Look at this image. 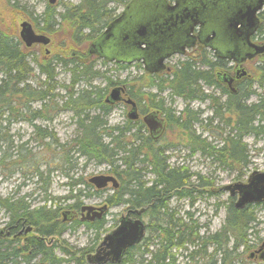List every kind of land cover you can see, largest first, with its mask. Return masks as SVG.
Segmentation results:
<instances>
[{
    "label": "trees",
    "instance_id": "1",
    "mask_svg": "<svg viewBox=\"0 0 264 264\" xmlns=\"http://www.w3.org/2000/svg\"><path fill=\"white\" fill-rule=\"evenodd\" d=\"M129 1L78 0L77 4L63 6L61 11H56L55 6L48 1L44 10L34 15L25 12L18 0H3L7 9L25 16L35 32L51 38L56 32L61 36L54 44L51 41L50 46L54 48L50 55L39 57L35 55L33 46L25 47L18 35L0 27V171L3 172L6 167L16 166L30 170L31 175L36 177L34 184L39 183L40 189L46 191L48 182H45L43 171L40 170L44 166L48 174L50 162L47 159L38 160V153L31 152V149L25 147L27 143L13 145L11 135L7 132L9 123L18 120L31 123L35 119L50 123L56 112L69 111L78 131V135L73 137L70 143H58L53 133H48L38 126H34L33 140L46 148L45 150L50 145L54 146L55 169L61 170L64 164L71 166L74 155L84 158V161L108 165L119 185L105 197L107 206L122 204L127 207V211L143 207L145 211L141 216H147L150 222V225H145L152 240L144 234L140 243L125 250L119 263L111 264H174L175 259L171 252L175 246H185L186 251L189 246L197 247V241L202 244L203 242L196 232L198 226L193 228L192 225L184 224L176 216L175 210L169 207V201L173 197L187 198L192 205L194 193L213 195L215 191L212 189L213 184L198 173L170 165L168 148L160 144L164 138L159 141L151 139L140 120L131 121L126 118L121 125H107L104 117L115 107L105 102L109 89L126 81L139 85L128 87V97L138 106L143 97L148 96L150 106L155 103L152 105L154 108H151L159 110L168 119L166 130L173 128L178 131L179 136L189 140L186 147L189 148L190 155L199 152L205 157L212 158L213 163H217L218 166L239 168L240 174H243V169L247 168L249 163L247 148L242 140L246 136L255 139L264 136V93L258 94L255 102L249 101L255 94V91H252L253 82L250 80H244L239 85L237 93L231 94L226 91L214 80L213 70L220 68L222 64L213 60L210 51L203 49L191 50L164 76L135 74L124 79H120L119 76L107 77L106 71H100L95 66L97 62L105 64V60L77 56V52L80 53L85 47L87 49L90 42L101 35L111 20L119 16L121 8ZM118 7L119 12L116 11ZM262 22L258 35H262L261 40H264V20ZM30 62L36 64L38 74L43 79L38 80L36 86L29 84L28 79L33 72L29 66ZM259 62L255 67L256 79L258 87L264 91V57ZM111 65L119 71L129 68L127 65L115 63ZM59 67L68 74V84L57 85L55 77L56 69ZM95 79L104 81L103 86L93 84L92 81ZM211 86L219 88L224 94L222 102L216 99L213 101L205 92V87ZM58 87L63 89V95L56 93ZM165 92H168L167 98L181 99L185 105L177 112L174 123L170 115H174L175 110L170 108L168 110L164 106L166 99L162 94ZM192 101L200 103L210 101L216 116L223 114L229 116L225 124L229 131L220 145L212 146L204 137L202 139L196 134L194 125L201 122V115L199 111L190 108ZM36 102L41 104L39 110L34 111L36 114H31L29 118H24V113H28L29 110L28 105ZM139 109L141 113L145 112L143 107ZM45 140L47 142H43ZM143 171L152 175L151 183L144 181ZM80 184H83L81 180H75L70 186L74 188ZM78 192L79 195L81 189H78ZM78 195L75 199L79 198ZM25 197L16 200L0 197V208L7 212L9 219L32 226L42 237L60 236L66 230V225L60 222L62 216L59 215V208L46 207L45 203L31 208L23 199ZM47 200L45 197L44 202ZM235 201V197L227 198L222 226L217 232L205 238L204 250H193L186 255V259L188 257L194 260L205 253V248L211 245L213 250L208 254L210 259L208 264H233L242 255L238 250L241 248L245 251L250 246L248 237L252 223L255 222L252 210L254 205L236 208ZM79 206L80 203L76 201L70 209L78 210ZM186 214L187 222L194 224L189 213ZM83 225L94 233V244L96 246L100 244L101 235L107 231L104 229V221L98 220L96 223L88 222ZM63 243L65 244V241ZM56 246L67 258L56 255L53 246L36 238H27L24 243L13 247L0 240V264H17L18 260L29 263L35 257L38 258V264H88L84 256L91 251L90 247L73 251L59 243ZM151 246L154 249L150 250ZM27 251H30L31 255H28Z\"/></svg>",
    "mask_w": 264,
    "mask_h": 264
},
{
    "label": "rangeland",
    "instance_id": "2",
    "mask_svg": "<svg viewBox=\"0 0 264 264\" xmlns=\"http://www.w3.org/2000/svg\"><path fill=\"white\" fill-rule=\"evenodd\" d=\"M49 0H18L20 6L23 7L24 11L30 14H40L44 8L46 3ZM173 0H169L172 2ZM78 0H53V4L56 8V11H61L63 6H67L70 4H77ZM119 12L120 7L116 8ZM28 19L24 16L18 15L16 11L9 10L4 5L3 0H0V27L1 29L7 30L8 32H13L15 35H18L19 32V24ZM29 22V21H28ZM37 31V30H36ZM63 31V29H62ZM65 32V30L63 31ZM53 38H50V42L43 46L41 44L32 45L35 55L41 57H47L52 53L54 47L50 46L51 43L56 41L59 35L58 32L53 34ZM52 41V42H51ZM86 47L80 53L84 56L86 55ZM74 53V52H73ZM77 56L79 52L76 53ZM73 56V54H72ZM181 57L179 55L172 57L168 62V65L171 67L177 63V60H180ZM260 62L255 60L253 64L246 63L244 65L245 70H247L246 76L248 80L252 81V91H255L249 101L255 102L258 99V94L264 93L263 90L258 89L256 87L257 84V69L255 68ZM30 68L33 69L31 77L28 79L29 84L31 86H36L38 80L42 81V77L38 74V68H36V64L30 62ZM95 66L100 69V71H106L105 75L107 77H116L119 76L120 79H124V77H133L135 74H139L138 70L130 67L124 71H119L115 68L111 63H95ZM1 77V75H0ZM56 82L57 85L68 84L69 78L68 74L61 67L56 69ZM131 80V79H128ZM255 80V81H254ZM103 82L101 79H95L92 81L93 84L103 86ZM115 86H122L125 90H128V87H139V85L132 82H124V84H115ZM111 87L109 91L114 88ZM56 93L59 95H63L64 91L61 87L57 88ZM108 91V92H109ZM153 92V90L151 91ZM205 92L213 98L214 101L219 100L222 102L224 99V95L219 92L217 87H205ZM168 92L163 93V97L166 99L164 101V106L166 109L175 110V114H171V121L173 122L175 116H177V112H179L185 106L181 99L177 98H167ZM143 101L136 107H143L146 111L153 110L155 103L150 106V98L148 96L143 97ZM60 100V99H58ZM40 103H32L28 105L29 110L28 113H24V118H29L31 114H36V110H39ZM210 101H193L190 103V108L194 111L200 112V123L195 124V132L202 139L203 137L206 139L208 143L212 146L220 145L222 139L226 136L229 131V127L226 124V121L229 119L227 114H223V116H216L213 113V107L211 108ZM214 105V104H213ZM129 109V106L125 104H116L113 107V110L104 117L107 120V125L116 126L121 125L126 120V113ZM50 114V113H49ZM174 123V122H173ZM8 134L11 135L12 144L15 146H19V144L27 143L25 145L26 148L31 149V152H37L38 160L42 159L50 162L51 168L50 172L47 174L46 168L44 166L41 167L42 176L45 182H48V188L46 191L40 189V184H34L36 181V177L31 175L30 170L21 169L18 166L14 167H6L3 172L0 171V197L3 199H21L26 195H29L28 198H23L25 202L29 203L31 208L37 207L40 205H46V207L50 208H59V215L61 212H66V210L70 209L71 205L78 201L80 206H101L106 204L105 197L108 196L113 190L112 184L108 183V186L103 189H95L93 185L88 183V179L91 177H95L96 175H113L110 172L109 166L106 164L95 163L94 161H84V158H79L74 155L73 160L70 164L65 165L59 170L55 169L53 165L55 151L54 146L50 145L47 150L43 148L42 145L36 144V141L33 140L34 137V126L41 127L45 129L48 133H53L58 143H70L73 137L78 135V131L76 130V124L73 118L71 117V113L69 111L61 110L54 114L50 123L42 122L41 119H35L33 122H27L25 120L12 121L9 123ZM5 125V124H4ZM3 133V132H2ZM164 139L160 142V144L164 147L168 148L167 154L169 155V163L170 165H175L179 167H183L188 169L191 173H198L201 177L208 178L213 184V190H215L213 195L201 194L197 195L194 193L195 199L193 200V204L190 205V202L187 198L177 199L174 198L169 201V207L175 210L176 216L182 220L184 224H188L198 226L197 234L200 238H202L203 244L205 243V238L208 235H212L218 231V229L224 223L225 211L224 205L229 197V191H224L221 189L223 186L228 184H234L237 182H245L250 173L256 171L264 172V136L257 137V139L252 136H246L242 140V143L246 145L247 148V156L249 163L247 168L243 169V174H240L239 168L230 169L228 167L218 166L217 163H213L212 158L205 157L201 155L199 152H194L193 155H190L189 148L186 146L189 143V140L186 137L179 136L178 131L170 128ZM47 142V140L43 141ZM172 146V147H171ZM4 149V148H2ZM67 175H65V173ZM144 181L151 183L152 175L148 174L146 171H143ZM238 177V178H237ZM75 180H81L83 184L76 185L74 188H71L70 184ZM217 188H220V190ZM78 189H81L80 194L78 195ZM78 195L79 198L75 199V196ZM48 198L46 202H44V198ZM235 197V196H234ZM107 205V204H106ZM254 210L255 222L252 223V228L250 229V235L248 237L249 247L244 251L240 248L238 253H242L240 257L234 261L233 264H264V202L260 204H255L252 208ZM127 212V207L125 205L119 204L118 206H109L105 214L102 216L104 219V229H106V233L108 234L111 230L115 229L118 224V219L120 215H124ZM186 213H189L190 218L194 224H190L187 222L188 216ZM8 215L5 210L0 208V228L6 222ZM78 218V216H77ZM141 220L146 225H150L148 217L142 215ZM77 224L73 226L70 225V229L66 228L61 236H58L57 243L61 244L66 249H71L78 251V248H88L90 247L91 251L89 253H93L95 251L96 245L94 244V233L83 225V223H88L86 221H79ZM149 230H146L145 236L150 237L152 240V236L149 234ZM105 233V235H106ZM65 241V244L63 243ZM155 242V240H154ZM197 241V247L193 248V246H189L188 250H184L185 246H175L172 249V255L175 259L174 264H208L209 256L213 250L211 245H208L205 248V253L197 256L194 260H191L187 257L189 252L193 250H204V245ZM98 245V244H97ZM154 249L151 246L150 250ZM56 255L64 256L60 251V248L57 246ZM204 256V257H203ZM86 257V255L84 256ZM216 260V258H214Z\"/></svg>",
    "mask_w": 264,
    "mask_h": 264
},
{
    "label": "water",
    "instance_id": "3",
    "mask_svg": "<svg viewBox=\"0 0 264 264\" xmlns=\"http://www.w3.org/2000/svg\"><path fill=\"white\" fill-rule=\"evenodd\" d=\"M49 3L53 4V0H49ZM262 5H264V0H176L174 5H170L167 0H130L122 8L121 14L111 20L99 37L90 42L86 55L93 54L108 61L121 62L124 60L128 63L140 56L146 64V69L153 71L155 63L160 68L162 62L159 56L162 51H155L158 46L156 39L163 36L167 28L174 29L185 25L188 19L190 24L202 23L203 27L209 30L218 24L231 29L238 37L245 38L244 47L247 49L239 50L237 54V58L242 60L255 53L263 54L264 52V45H251L248 41V36L257 28L256 13ZM18 37L25 47L36 44L46 46L50 42L48 36L35 32L27 20L19 24ZM121 92L122 87H114L105 97V101L109 104L120 101ZM125 102L132 107L128 118L134 120L136 107L131 99ZM143 120L150 128L152 135L158 136L162 132L164 122L154 113L144 116ZM88 183L96 189L106 188L108 183L112 184L113 188L118 187L112 175H96L89 178ZM221 189L228 190L230 197L235 196L234 206L236 208L249 204H260L264 202V172L254 171L248 175L245 182L228 184ZM105 210H107L105 204L99 207L81 206L80 218L82 220L92 219V216L98 217ZM144 211L145 208L141 207V209L130 210L121 215L116 228L102 237L94 253L86 256L87 263H119L127 248L143 240L146 225L139 218H132L130 215L140 217ZM66 215L73 218L75 212L62 213V216ZM89 215L92 216L87 217Z\"/></svg>",
    "mask_w": 264,
    "mask_h": 264
},
{
    "label": "flooded vegetation",
    "instance_id": "4",
    "mask_svg": "<svg viewBox=\"0 0 264 264\" xmlns=\"http://www.w3.org/2000/svg\"><path fill=\"white\" fill-rule=\"evenodd\" d=\"M175 1L176 0L169 2V0H167V2L170 5H174ZM256 16L258 19L257 28L248 36L249 37L248 41L251 45L253 44L256 46H263L264 40H261L262 35L259 36L258 32L260 31L259 30L260 25H262V23H263L262 21L264 20V5H262L261 9L256 13ZM166 30H167V32L163 36H159L156 39L158 46L156 47L155 51H162V54L159 55L162 58V62H161L160 68L158 67V64L155 63V69L153 71H149L146 69V64L143 63V59L140 56L136 57L134 59V61H132L130 63H128L124 60L121 62L120 61L117 62L115 60L108 61V60H105L104 58H100L97 55H93V54L88 55V56H84L81 53H79L78 56L89 57V58L96 57V58L100 59L101 61L105 60L107 63H111V64L115 63V64L123 65V66L127 65V66H129V68L133 67V68L137 69L139 74L164 76L165 74H167V72H170L172 70V68L177 64L176 63L175 65H173L171 67L168 65V63H169L168 61L172 57L179 55L181 57L180 60H183L188 55V53L191 52V50L203 49V50H206L208 52L210 51L213 58H214L213 60L218 61L222 64V66L220 68H215V70H213L214 71V80H215V82H217L220 86H222L226 91L230 92L231 94L237 93L239 85L241 83H243L244 80H248L247 78H245L246 76L249 77V75H247L248 72H247V70H245L244 65L246 63L253 64L255 60L259 61L261 58L264 57V52H263V54H259V53L256 54L255 53V54H253V56L248 57V58H243L242 60L238 59L237 58L238 51L239 50L242 51L244 48H246V47H244L246 45L245 38L238 37L237 35L233 34V31L231 29L229 30L227 27H224V26H221L218 24H216V26L213 27V29L209 30V29L203 27L202 23L201 24L200 23L190 24V21H188V19H186L185 25H181L180 27H176L174 29L167 28ZM149 44H151V42H149ZM142 47H144V45H142ZM153 63H154V61H153ZM124 70H126V69H124ZM257 83H258V81H257ZM115 87H122V86H115ZM256 87L258 89H260L258 87V84H256ZM218 90H219V88H218ZM219 92H220V90H219ZM120 97H121V100L115 102L116 104H119V103L125 104L126 103L125 100L130 99L127 95V90H125L123 87H122V92L120 93ZM224 98H225V96H224ZM106 103L109 104L108 102H106ZM115 103L109 104V105L115 106ZM127 105L129 106V109L126 113V118H128V113L132 109L130 104H127ZM135 107H136V105H135ZM149 113H154L158 119H162L164 122L163 123L164 128L158 136L152 135L150 132V128H148L147 125L144 123L143 117L147 116ZM128 119L131 120L130 118H128ZM137 120H140L143 123L144 127L147 129V135L151 139H153L154 141H159V139H161V138L163 139V137H165V135L168 131V130H166L168 119L165 118L164 115H162L159 110L158 111L154 110V109L153 110H147V111L145 110L144 113H141V110L138 107H136V117L134 120H131V121H137ZM81 206H79L78 210H71V209L66 210V211H70V212H75V217H73V218H69L67 215L62 216L63 212H61L62 220L60 222L65 224L66 228L70 229V225L75 223V221H77V219L79 221L81 220V221H86L89 223H96V222H98V220L104 221L102 216L105 214V212L107 210H105L98 217L89 215L87 217L92 216L93 218L88 219V220H82L80 218L81 217V214H80ZM97 207H99V206H97ZM107 209H108V206H107ZM77 216H78V218H77ZM120 217H121V215H120ZM130 217L139 218L138 216H134V215H130ZM141 218H142V216L139 219L141 220ZM119 219H118V222H119ZM27 228H30V229H27ZM105 233H103L101 235V238L105 235ZM27 238H36L39 240H43L45 242V244L47 243V245L53 246L54 251L57 249V246H56V244H57L56 239L58 238L57 235L56 236H49V237H46V236L42 237L36 232V230L33 229L32 226L26 225L24 222L19 223V221L11 220V219H9V217H7L6 222L0 228V240H4L6 243H9L11 245V247H13L17 244L19 245V244L24 243V240ZM97 246L95 247V251H96ZM18 249H19V247H17V250ZM27 254L31 255V252L27 251ZM87 255H89V253ZM20 256H22V255L20 254ZM37 260H38V258H36V257H35V259H32L29 263L23 262L22 260H18L19 262L17 264H38Z\"/></svg>",
    "mask_w": 264,
    "mask_h": 264
}]
</instances>
